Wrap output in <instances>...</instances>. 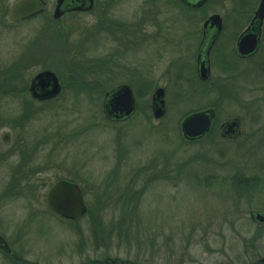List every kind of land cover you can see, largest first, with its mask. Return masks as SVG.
<instances>
[{
	"label": "rangeland",
	"instance_id": "374dc122",
	"mask_svg": "<svg viewBox=\"0 0 264 264\" xmlns=\"http://www.w3.org/2000/svg\"><path fill=\"white\" fill-rule=\"evenodd\" d=\"M16 1L0 0V234L10 248H0V264H264V223L251 217L264 213V36L241 60L231 54L238 37L225 29L210 79L196 68L205 19L219 13L231 28L251 10L241 0H208L201 10L96 0L93 12L56 20L57 0H47L46 12L14 22ZM29 49L36 54L24 60ZM44 70L63 91L40 102L29 87ZM122 83L138 108L114 123L103 98ZM159 87L166 112L156 119ZM204 110L216 114L211 133L188 140L183 121ZM234 117L241 133L225 138L221 124ZM61 179L85 192L79 220L46 204Z\"/></svg>",
	"mask_w": 264,
	"mask_h": 264
},
{
	"label": "water",
	"instance_id": "95a60500",
	"mask_svg": "<svg viewBox=\"0 0 264 264\" xmlns=\"http://www.w3.org/2000/svg\"><path fill=\"white\" fill-rule=\"evenodd\" d=\"M94 7V0H58L54 17L60 19L66 12L72 10L88 11ZM47 8L45 0H17L10 12L13 21H23L39 15ZM256 17L259 20L264 18V0H262ZM221 19L218 15L212 16L206 25L218 26ZM220 30V26H218ZM210 45L203 46L199 58V74L203 80L209 78L208 49ZM260 47L259 25L249 27L238 42V52L243 57L255 54ZM62 90L56 74L50 70L40 72L34 79L31 92L34 97L49 99L56 97ZM152 109L156 119L162 118L166 112L165 90L158 88L152 96ZM136 110V98L132 88L123 84L106 93L104 102V113L109 120L123 121L130 118ZM215 112L205 110L188 116L182 123L184 136L189 140H195L205 136L211 129ZM241 133V118L234 117L221 126V134L224 137H234ZM8 141V135L4 136ZM48 206L67 219H79L87 211V204L84 193L78 184H68L63 181L56 182L47 193ZM252 219L264 223V213L259 211L251 212ZM0 247L9 250L6 241L0 236ZM264 262V258L262 259Z\"/></svg>",
	"mask_w": 264,
	"mask_h": 264
},
{
	"label": "flooded vegetation",
	"instance_id": "af4514ba",
	"mask_svg": "<svg viewBox=\"0 0 264 264\" xmlns=\"http://www.w3.org/2000/svg\"><path fill=\"white\" fill-rule=\"evenodd\" d=\"M179 2H181L185 7L190 8L192 10H201L204 7L207 6L208 0H178ZM240 1V0H239ZM241 2L243 3V10L245 9H249L251 11L249 12H245L247 10H244L241 15L239 17L236 18L235 22H233L231 25V28H224V18L221 16V14L219 13H214L212 15H209L203 24L202 29H200V36H199V43L196 49V68H197V73H198V77L200 80L202 81H208L212 75V70H211V62H212V54L213 51L215 50L217 44L222 43L223 39L225 37H223L224 31L225 29L228 31V29H230L231 35L233 34V31L235 32V39L237 38L236 41V45L235 48H233V51L231 50V54L235 57H237L238 59L241 60H247L250 58H253L261 49L262 43H263V36H264V18L262 20H259L256 15H257V11L260 7V4L262 2V0H252V2H249V0H241ZM97 6H95V8L91 11L93 12L96 9ZM218 15L221 19V22L219 21V25L220 26V30H218V26L215 24L213 27L210 25H206L208 23V20L212 17ZM244 22L245 27L243 29L241 28H236V26L238 25V23H242ZM259 25V30H260V47L258 49V51L248 57H243L239 54L238 52V42L240 40V38L242 37V35L244 34V32L249 28V27H253V26H258ZM234 28V29H233ZM239 33V34H238ZM152 34V33H150ZM149 36V35H148ZM214 39V42L211 44V46L208 49V60H209V78L206 80H203L199 74V58L202 55L201 52H203L202 47L203 46H207L210 45L209 43ZM144 40V39H143ZM222 41V42H221ZM220 42V43H219ZM221 50V47H219L217 53V56L219 55V51ZM226 55V54H225ZM236 59V58H235Z\"/></svg>",
	"mask_w": 264,
	"mask_h": 264
},
{
	"label": "trees",
	"instance_id": "16d2710c",
	"mask_svg": "<svg viewBox=\"0 0 264 264\" xmlns=\"http://www.w3.org/2000/svg\"><path fill=\"white\" fill-rule=\"evenodd\" d=\"M61 39H62V38H61ZM33 45L36 46V44H33ZM34 46H33V47H34ZM62 46H63V41H61V50H63V49H62ZM35 54H36V53L33 51V49H29V50H27V52H26L25 55H24V60L27 59V58H30L31 56L34 57ZM14 74H15L14 76H16V77H18V76H22L18 70L15 71ZM23 79H25V78H24V75H23ZM24 83H26L25 86H24V89L27 90V88H28V78L24 81ZM14 84H15V83H14ZM20 86H22V85H20ZM1 94H4V93L1 92Z\"/></svg>",
	"mask_w": 264,
	"mask_h": 264
}]
</instances>
